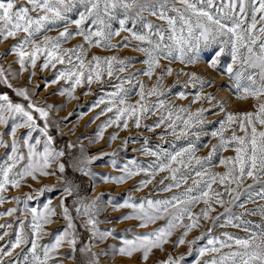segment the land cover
<instances>
[{
	"label": "snow or ice",
	"instance_id": "1",
	"mask_svg": "<svg viewBox=\"0 0 264 264\" xmlns=\"http://www.w3.org/2000/svg\"><path fill=\"white\" fill-rule=\"evenodd\" d=\"M72 14L78 18H72ZM149 16L160 23L148 19ZM114 22H118V28L113 27ZM129 23L132 27H128ZM70 24L75 25L74 31L69 29ZM61 26L63 30L58 35H45ZM121 32L129 33L132 40L139 42L134 46L130 45L127 42L129 37L125 36L121 43L123 47L131 46L135 51L144 54L145 59L141 63L146 68L138 69L137 72H142L149 79L161 67V60H168L169 63L174 60H179L182 64L195 63L205 50L210 49L209 60L205 62L215 69L220 64V58L230 49L232 63L224 71L235 83L237 92L243 93L237 98L258 99L264 96V0H25L23 4H17V0H0V38L17 41L11 46V50L18 58L20 70L24 71L26 64L35 68L38 60H42V69L65 66L57 70L52 83L61 79L67 82L70 87L63 89L60 94L66 93L70 98H74L72 93L78 86H91L93 83L103 85L105 77L111 79L117 72L124 73L132 59H121L115 55H92L88 58L84 44L68 48L62 45L75 35L82 37L89 48H118L120 44H112L111 40L113 36H120ZM21 33L22 38L19 36ZM172 71L170 67L163 69L157 75L156 83L150 88H146L139 80L132 88H125V83H132L131 78L135 75L133 73L121 79L119 84H114V91L105 92L94 105H105L101 115L113 113L103 127L122 125L126 129L131 121L134 127L139 129L143 126L149 132L163 128L161 135L167 132L177 141L187 140L190 136H195L198 140L200 132L194 129L205 123L204 113L208 110L198 108L192 112L187 107L174 108L171 102L166 103L161 98L166 94L161 88L163 76L171 75ZM185 75L193 86L199 84L203 88L211 83L195 73ZM0 84L12 88L3 68H0ZM136 87L139 88L136 93L139 98L129 103V96ZM13 91L28 103L25 106L13 102L6 93L0 94V125L5 126V132L0 133V147L11 149L10 153L6 152L7 159L0 162V193L7 191L8 185L19 187L20 181L26 176L36 179L37 173L41 176L54 174L46 169L65 155L64 151H57L53 147V137L49 133L48 109L52 106L37 107L29 99L28 90L25 88ZM184 96L185 93L181 92L180 98ZM151 97L155 99L150 100ZM201 99L211 102L213 97L210 94L202 97L197 93L191 103ZM220 110L224 111L223 106ZM36 113L44 121L42 127L37 122ZM150 115H156L157 120L150 125L142 124ZM219 124L220 127L211 133L218 142L211 146L206 156L195 154L196 144L191 140L186 147L179 149L173 142L172 150L169 151L161 145H157L158 150H152L145 139L143 153L155 158L147 167L132 160L120 169L123 175L103 177L105 183H124L126 179L143 173L145 178L139 181L140 187L136 189L139 191L152 184L158 174L166 173L158 181L161 186L158 191L172 193L163 199L141 198L139 203L129 196L119 205L131 209L121 219L139 221V227L146 228L157 221H166L163 226L151 232L134 234V239H123V246L116 250L121 256L131 257L133 253L141 252L142 258L147 260L153 249L162 250L177 228L183 229V233L176 244H184L188 233L200 228V222L204 220L211 221L212 227L207 229V233L202 232L200 236L187 241L189 253L198 252L195 264H264V224L253 225L251 220L243 218L245 215H259L264 218V205L252 210L245 207L248 202L254 203L256 197L264 200V101L259 103L254 112L225 113V119L220 120ZM257 125L260 126L259 129ZM21 128L27 132L18 137L17 131ZM229 130L231 134L225 135ZM36 132L40 135L34 137L33 133ZM5 134L11 136L10 145L2 138ZM110 138L116 139V134ZM37 145H43V150H38ZM72 146L68 145L69 148ZM21 147L27 148L26 155L21 152ZM229 149L234 155L219 160L225 170L222 173L209 171L206 165L212 164L213 157L220 151ZM99 159L101 157L81 159L75 166L85 176L91 175L85 165ZM21 161L26 163L17 169ZM113 164L115 165V161ZM58 170L63 174L65 164L59 163ZM245 177L251 178L253 184L244 187ZM65 183L67 186L63 191L71 196L74 186L67 179ZM213 185L223 187L224 192L217 191ZM256 186H259V191H256ZM46 190L50 189L40 191ZM225 194L230 197L227 201L223 199ZM99 200L100 197H97L87 204L81 202L76 207V213L78 216L87 217L86 223L91 226L92 234L103 240L112 233L100 232L96 227L95 217L101 210L98 207ZM3 201V195H0V203ZM201 202L205 207L194 212L195 206ZM214 204L223 207V212L212 215L216 212ZM237 207L243 211L235 212L234 208ZM60 208L63 210L64 220L67 221V229L63 235H57L53 243L39 244L38 240L44 234V225L51 223L50 217L56 213L48 205L42 212L31 209V237L24 231L25 221L21 220L15 240L9 241L10 247L7 250L0 247V264H48L53 258L51 253L59 249L65 241L74 249L75 225L63 199ZM15 211L16 209L10 208L6 214L11 216ZM5 227L11 228L12 225L0 224V228ZM216 227L239 228L248 235L240 237L230 232H222L220 236L224 239H220L219 236L211 235ZM7 235L8 232L0 235V240ZM205 238L206 244L194 247ZM29 243L31 247L27 252L17 253L13 257L14 249ZM87 251L88 247L81 249V252ZM21 255L23 259H20ZM4 257H9V260L5 261ZM88 264L97 262L89 260ZM164 264H177V261L169 256Z\"/></svg>",
	"mask_w": 264,
	"mask_h": 264
},
{
	"label": "rangeland",
	"instance_id": "2",
	"mask_svg": "<svg viewBox=\"0 0 264 264\" xmlns=\"http://www.w3.org/2000/svg\"><path fill=\"white\" fill-rule=\"evenodd\" d=\"M25 0H17V4H23ZM147 16V13H145ZM72 18H78L75 14H72ZM150 20L155 18L148 17ZM69 29L75 30V25L70 24ZM114 28H118V22L113 23ZM128 27H132L129 23ZM63 27H58L52 31L46 32L45 35L56 36L59 31H62ZM139 30V26H137ZM22 38L23 34H19ZM125 36L129 37L127 41L130 45H136L139 42L132 40L127 32H121L120 36H113L111 43L120 44L118 48H89L84 43L83 38L73 35L62 47H74L77 44H84L87 49V56L91 58L92 55L111 56L115 55L121 59L131 58L132 63L127 67L124 73L117 72L116 75L109 79L105 77L103 85L93 83L91 86L84 85L78 86L72 93L74 98H70L66 93L61 95L60 92L63 89L69 88L70 85L63 79L56 83L52 81L56 77L58 69H61L62 65H57L56 68H41L42 60L37 61L35 68L30 64H26L25 70H20L18 58L15 53L12 52L11 46L17 43L16 40L9 38L3 40L0 38V68L5 71V76L12 88L7 85L0 84V94H8L9 98L16 103H22L25 106L28 101L23 97H19L13 91L17 88H25L28 90L29 99L37 107L48 108L52 107L49 111V133L53 137V147L57 151H64L65 155L59 157L56 163L50 165L46 169L51 175L41 176L36 174V179H32L30 176H26L20 181L19 187L7 186V191L0 193L3 195L4 201L0 203V224H11V228H0V235L8 232L7 236H4L3 240H0V247L7 250L10 247L9 241L15 240V233L20 228V221H25L24 231L31 237V228L29 225L32 222L31 209H36L39 212L45 210V206L48 205L55 210L56 215L51 216V223L44 225V234L38 240L41 245L50 244L55 241L57 235H63L67 229V221L63 218V210L60 208V202L63 199L65 206L69 208L70 215L73 218L75 225L74 233L76 237L75 248L69 246L65 241L62 246L55 252L51 253L52 259L48 261V264H88L89 260H94L97 264H164L171 256L177 261V264H195V259L198 258V252L193 251L191 254L188 249V240L195 239L200 236L201 233H207V229L212 227L211 221L201 220V227L193 229L185 237L184 244H176V241L183 233V229L177 228L173 231L171 237L168 238V243L163 245L161 249H153L147 260L142 258L141 252L133 253L131 257L121 256L118 251L122 247L123 239H134V234H144L153 231L156 228L163 226L166 221L160 220L155 224H149L146 228L139 227V221L136 220H123L121 217L131 212L129 208L119 207L123 204L124 200L131 196L136 203L141 201V198L150 199H163L172 195V193H165L158 191L159 179L166 175V173H160L156 176V179L152 184L147 187H142L139 191L136 189L140 187L139 181L144 179L143 173L126 179L124 183H112L111 181L105 183L103 177H116L123 175L120 171L124 165H128L130 161L135 160L137 164L147 167L155 158L147 156L143 153L145 139L148 141V146L152 150H158L157 145H161L163 148L172 150V143L175 142L177 149L186 147L188 141H194L196 144V155L206 156L211 150V146L218 142L217 138L212 137L211 133L220 127L219 121L225 119V113H240L246 111H255L260 102L264 101V96L254 99L248 97L247 99H238L237 96L242 95L241 92H237L235 83L230 80L228 74L224 71L226 66L231 61L230 49H227L225 54L220 58V64L217 68H212L206 60H209L208 52H205L195 63L182 64L179 60H174L169 63L168 60H161V67L156 69L152 78L144 76L142 72H137L138 69H145L146 66L141 63L145 59L143 53L135 51L133 47H123L121 43ZM42 37H38L40 39ZM172 68L171 75H164L161 83V88L165 91V96L161 97L167 102H171L174 108L187 107L190 111L195 112L198 108H204L208 111L204 113L205 123L198 126L194 131L200 132V137L197 140L195 136L188 137L187 140H175V138L167 132L161 135L163 128L156 129L153 132L147 131L143 126L136 128L133 124L129 123L128 128L117 127L112 125L110 127H103L113 113H105L101 115L102 109L105 105L94 107L96 101L100 96H103L105 92L114 91L112 87L114 84H119L121 79L128 77L130 73L132 76L131 84H124L125 88H132L139 80L143 82L146 88H150L156 83L157 75H160L163 69ZM185 73H195L205 81H211L210 84H206L203 88L199 84L193 86L188 82V76ZM15 75V78L13 76ZM246 83V81L244 82ZM139 92V88L135 90L129 96V103L135 102L139 97L136 93ZM185 93L184 98H180V93ZM87 93V94H85ZM200 93L202 97L211 95L213 100L208 102L201 99L196 103H191L194 96ZM154 100L155 97L149 98ZM223 106L224 111H221ZM38 124L42 127L43 120L39 119V114H35ZM156 115H150L146 121L142 124H152L157 120ZM10 124L8 132L10 133ZM235 127V125H233ZM258 129L260 128L257 125ZM170 131V130H168ZM5 132V126L0 125V133ZM26 129H18V137L21 133L26 134ZM116 134V139L110 137ZM231 130L225 133L230 135ZM242 134V133H238ZM38 132L33 133V136H39ZM3 140L6 144L10 145V134L3 135ZM43 139V137H41ZM35 143V140L31 141ZM73 145L71 148L68 145ZM38 150H43V145H37ZM21 152L27 154V148L21 147ZM10 147H0V162L7 159L6 152L10 153ZM234 152L229 149L227 151H220L213 157L211 165H206L209 171L214 173H222L225 169L219 164V160L223 157L232 156ZM92 157H101L99 160H94L91 164L85 165L86 169L91 175L85 176L82 172L78 171L76 164L81 159H91ZM115 161V165L113 164ZM26 161H21L17 165V169L21 168ZM65 164V172L62 174L58 170V164ZM65 179L72 182L74 190L71 196L64 193L63 189L67 186ZM264 179V178H262ZM167 183V181H165ZM191 183V180L188 181ZM249 184H253L251 178L245 177L243 186L246 187ZM232 187H236L232 185ZM213 188L217 191L224 192V188L218 185H213ZM41 189H50L41 192ZM176 191L175 189L173 190ZM256 191H259V186H256ZM195 194V193H194ZM31 197V199H29ZM100 197L98 201V207L101 209L99 214L95 217L97 220L96 227L100 232L110 231L112 235L107 236L101 240L97 236H94L90 230L91 226L87 225V217L84 215H77L76 207L82 203L87 204ZM225 201L230 197L225 194L223 196ZM115 205V207H114ZM259 205H264V200L255 198V202H248L245 207L249 210L256 209ZM216 208V212L212 215H217L223 212V207L219 205H213ZM205 205L201 202L197 204L193 209L194 212H198ZM16 209L11 215H7L8 209ZM234 211L239 213L243 209L234 208ZM245 220H251L253 225L264 224V218L259 215H245ZM256 230V229H253ZM222 232H230L235 236L245 237L248 234L242 229L226 227H216L212 232V236H219L220 239H224L220 236ZM207 243V239H202L197 242L196 248L203 246ZM31 247V244L22 245L20 248L13 250V257L17 253L27 252ZM88 247L87 252H81L82 248ZM98 249H95V248ZM224 251H227L225 249ZM41 250V255H42ZM96 254V255H93ZM183 257V259H179ZM5 261L9 260V257L3 258ZM23 259V255L20 256Z\"/></svg>",
	"mask_w": 264,
	"mask_h": 264
},
{
	"label": "bare ground",
	"instance_id": "3",
	"mask_svg": "<svg viewBox=\"0 0 264 264\" xmlns=\"http://www.w3.org/2000/svg\"><path fill=\"white\" fill-rule=\"evenodd\" d=\"M95 249H98L97 247Z\"/></svg>",
	"mask_w": 264,
	"mask_h": 264
}]
</instances>
